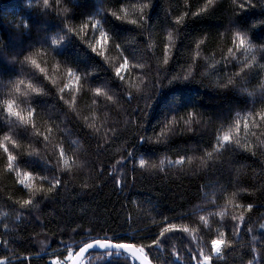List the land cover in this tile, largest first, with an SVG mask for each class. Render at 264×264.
Returning <instances> with one entry per match:
<instances>
[{"label": "trees", "instance_id": "obj_1", "mask_svg": "<svg viewBox=\"0 0 264 264\" xmlns=\"http://www.w3.org/2000/svg\"><path fill=\"white\" fill-rule=\"evenodd\" d=\"M150 2L153 9H144L142 14V5ZM249 2L253 7H248ZM72 4V20L64 22L60 6L71 8ZM72 4H68L67 0H57V7L53 9L46 7L44 0H0V41L5 42V49L0 50V75H16L0 84V124L11 121L7 133L0 132V141L5 134L12 135L20 145L17 149L10 141L7 142L13 154L39 152L40 156L53 163L58 158L53 146H59L60 141H63L69 161L67 166L63 163L60 165L66 169L60 173L64 186L42 201L39 207H33L30 220L24 217L17 219L20 209L13 202L27 199L28 190H22L16 173L7 170L6 153L0 148V241L9 240L22 257L32 258V264H52V259L57 255L64 260L68 250L77 251V244L84 239L77 233L89 228L92 229L89 239L103 238L105 235L114 238L120 234L133 238V241L151 243L144 241V237L149 229L158 230V226L163 223L160 213H163L176 223L178 231L175 235L168 234L171 239L164 241V248L149 254L154 264H165L171 259H176V264H182L187 259L185 248L208 252L210 240L221 232L227 234L225 238L236 251L230 256L225 254L223 258L213 254V264H240L242 256L246 264L258 252L264 253V241L260 239V233L264 230L259 228V224L264 223V154L259 150L264 142V122L259 120V113L264 108V103H261L264 101V69L257 63L264 54L259 47L264 45V24L261 23L264 21V0H212V4L208 0H119V3L118 0H72ZM240 4H244L243 9L239 8ZM202 9H207V13L196 16ZM114 12L116 16H123L124 22L111 18ZM185 12L189 16L181 20L177 28L171 27ZM105 15L109 16L107 25L103 23ZM142 15L150 19L143 25V35L136 36L132 33L135 26L127 22L133 19L139 21ZM235 18L244 27L242 34L245 39L257 47L247 52L234 49L232 41L235 39V29L231 34L226 29L229 20ZM97 20L101 21L100 25H96ZM81 23H87L89 27L82 28ZM18 26L29 30L21 32ZM181 26L185 27V31H178ZM96 29L109 32L105 53L107 62L89 48L92 33ZM77 32L79 35L74 36ZM113 33L118 37L114 39ZM169 34L171 40L168 39ZM123 35L128 39L118 48L115 45L120 43L119 36ZM51 40H60L61 44H51ZM201 40L204 43L197 49L196 44ZM137 41L140 42L142 53L138 58L140 62L148 61L153 68L161 69L160 82L156 85L158 95L144 113L145 119L140 121L147 131L136 128V117L128 122L124 111L128 104L124 100L114 97L117 103L111 107V101H107L103 94L97 99L94 87L83 80L79 93L66 90V100L71 96L76 97V104L67 115L58 106L52 109V95L35 101L41 106L49 104L48 110L43 113L38 108L36 116L39 131L45 132L49 127L54 129L49 134L48 146L38 142L39 137L31 134L25 137L24 126L14 117L8 116L5 100L16 99L18 110L27 114L30 107L27 101L36 95L34 88H44L45 92L51 88L50 81H42L39 71L30 60L25 61V56L37 60L45 68L48 76L56 82L55 91L68 83V67L73 64L81 70L94 73L92 80L103 88L101 82L112 75L108 65L113 69L119 66L123 62L122 57L127 55L123 49L129 43L135 46ZM166 45H171L168 65L163 64V48ZM230 48L234 49L231 53L228 51ZM12 56H16L22 64L11 62ZM245 62L253 65L250 69L245 68L247 76L240 70ZM164 70L175 76H188L189 79L169 85L164 78ZM146 71L147 65L143 68L130 67L126 79L132 85L143 88L150 82L144 76ZM192 76L196 77L195 80H192ZM229 79L237 85L235 94L238 98L230 94L218 95ZM21 80L23 84L19 83ZM29 82L33 84V89L28 88ZM217 85L221 87L217 88ZM16 87H19V92L15 91ZM112 90L111 86L105 89L109 94ZM131 91L139 95L135 87ZM173 99L182 104L195 103L198 107L189 106L179 113H170L169 107L172 105L167 103ZM229 100L238 103L231 113L232 119L227 122L216 120L212 124L209 118L214 119L217 109ZM254 100L258 102L253 113L255 119L250 120L247 113L252 109ZM137 102L141 107L144 106L143 100L133 101ZM73 112L79 114L75 120ZM49 116L56 117L54 124L50 123ZM189 118L193 121L190 125L186 123ZM237 122L241 129L238 134L241 143H248L255 155L242 151L234 162L229 152L214 150L213 134L215 131L216 135L222 136L231 129L235 139L237 133L234 125ZM245 122L249 125L247 130L244 128ZM82 124L88 125L87 131H94L101 137V143L105 138H111V131L117 134L126 132L127 137L98 156L94 142L79 132V125ZM189 127L196 131H187ZM138 135L151 137L150 143L137 142ZM210 142L212 147H209ZM129 144L133 147L127 148ZM125 149L139 153L135 172L130 171L132 162L122 167L127 161ZM208 152L213 153L211 157L207 155ZM182 156L185 157L184 162L175 163ZM139 159L147 161L143 168L139 165ZM100 168L105 169L103 174ZM17 171L32 169L19 167ZM41 176H47L48 179L42 181ZM130 176L135 177V183L129 181L121 192L120 185L114 183L113 177L125 179ZM34 177L32 183L37 187L49 186L51 176L48 173L37 169ZM229 181L238 187H229ZM42 195H35V201H40ZM248 203L254 204L252 213L247 212ZM122 204L131 212L132 220L129 223H125L126 212ZM240 214L244 215L245 221L251 217L255 229L254 233L244 236L241 225L239 231L243 240L225 227L228 222L236 223L232 218ZM37 215L39 220L35 219ZM201 216L205 219L201 220ZM29 222L35 231L28 234L33 241L30 250L25 251L21 245L27 241H17L15 229ZM4 224L8 225L7 229L3 227ZM42 224L48 226L42 227ZM183 228L189 231H179ZM5 231L9 235H3ZM254 234L257 236L252 244L255 252L248 247ZM197 245L200 247L197 248ZM173 246L175 253L172 252ZM6 251L0 246V252ZM176 254L179 258H176ZM84 264L136 262L124 254L113 253L108 256L107 253H92Z\"/></svg>", "mask_w": 264, "mask_h": 264}, {"label": "snow or ice", "instance_id": "obj_2", "mask_svg": "<svg viewBox=\"0 0 264 264\" xmlns=\"http://www.w3.org/2000/svg\"><path fill=\"white\" fill-rule=\"evenodd\" d=\"M68 4H72V0H67ZM119 3V0H118ZM209 4H212V0H208ZM44 5L48 8H53L55 9L57 7V0H44ZM248 7L251 8L253 5L249 2ZM240 9L244 8V4L239 5ZM144 9H153V4L150 2L148 4H144L141 7V12L143 14ZM218 10L214 9L213 13ZM60 11L64 13L62 18L64 19V22L66 21H71V13L73 12V4L72 7L69 8L66 5H61L60 6ZM202 13H207V9H202L201 13H196V16L201 15ZM46 15L48 13H45ZM92 15V14H91ZM88 15L87 17L91 16ZM189 16L188 12H185L182 17H179L174 24H171V27L177 28L178 25H180L181 20H185ZM109 16L105 15V18L103 20V23L107 25V18ZM111 18L115 17L116 20H119L121 22H124V17L123 16H116V13H112L110 16ZM150 17L147 15H142L141 20L133 19L131 21H128L127 23H130L131 25L135 26L133 28V32L136 36H142L143 35V25L144 23H147L149 21ZM101 21L97 20L96 25H100ZM262 24H264V21H261ZM82 28H87L89 25L87 23H81ZM19 30L21 32L28 31L29 28H25L24 26H18ZM244 27L241 26L240 22L238 21L237 18L235 19H230L229 20V27L226 29L230 34L232 31L235 29V39L232 41L234 45V49L242 52H247L248 50L252 49L253 47H257L256 45H253L251 41H248L245 39V35L242 34V30ZM71 31V29H69ZM178 31L183 32L185 31V27L181 26ZM99 32V37L98 39L95 40V43L90 44L89 48L93 53H95L97 56H99L103 61L107 62V56L105 55L106 53V45L108 42L109 38V32L107 31H100ZM79 32L75 33L74 36H78ZM67 36V34H66ZM118 36L113 33V38H117ZM120 37V43H117L115 46L116 47H121V44H124L126 40L128 39L127 37L119 36ZM168 39L171 40L172 36L169 34ZM146 43V42H145ZM204 42L201 40L199 43L196 44L197 49L203 44ZM51 44H57L60 45L61 41L60 40H51ZM140 42L137 41L135 46H132L130 43L127 47L123 49L127 53V55H124L122 57L123 62L119 65L116 66L114 69L112 68L111 65H108V69L111 71V78L110 79H105L103 82V88L98 86L96 82L92 80V77L94 76V73L89 72V71H84L79 69L77 66L73 64V66L68 67L67 71V76H68V83L64 84L63 87H59L58 91H55V86L56 82L55 80H52L50 76H48L46 70L44 67L41 66L40 63L37 62L35 59H31L29 56H25L24 59L25 61L30 60L31 64L35 66V68L39 71L41 74L40 79L50 81L51 88L49 92H45L44 88L37 87L34 88V92L36 95L29 99L27 103H29L30 107L29 110L27 111V114H24L22 111L18 110L17 108V100L16 99H7L4 101L6 111L8 116L14 117L17 121L20 122L24 126V133L25 137H27L28 134H31L35 137H39L38 142H42L45 144V146H48L50 144V139H49V134L54 130L53 127H49L47 131L41 132L38 130V126L36 124V116H37V109L39 108L41 113L44 111L48 110L47 106H41L38 103H35L37 98L41 97H47L49 95H52L54 99L51 102V107L52 109H55L57 106L61 109L63 114L67 115L69 109H72L73 106L76 104V97L71 96L70 99L66 100L65 99V93L66 90L68 91H75L79 93L82 90L81 84L82 80L84 83H90L92 87H94V91L96 93L97 99H99L100 95L103 94L106 97L107 101H111L112 105L111 107H115L117 101L114 99V97H118L126 104H128V107L124 109L125 114L128 116L129 120L128 122H132V117L137 118L136 122V128L139 131H147V128L144 127L140 121H143L145 119L144 113L147 112V109L149 105L151 104L153 98H155L158 95V90L156 88L157 83L160 82V77H161V69L159 68H153L148 61H144L143 63L140 62L138 58L142 56V53L140 51L139 47ZM264 52V45L259 46ZM5 49V42L0 41V50ZM234 49L230 48L228 51L231 53ZM55 51V49H54ZM170 53H171V45H166L163 48V64L168 65L169 64V58H170ZM131 57V59H130ZM149 58H151V54H149ZM11 62L13 63H21L20 61L17 60L16 56L11 57ZM135 61L136 63H133ZM260 61H264V54L261 55ZM258 61L257 63L260 64V67L264 69V63H260ZM147 65V71L144 73L145 77H148L150 79V82L145 84L143 88H141L138 85H132L130 81L126 79V72L130 67H145ZM253 65L247 64V62L243 63L240 66L241 73H243L245 76L248 75V72H245V68H252ZM222 70V68H221ZM165 76L164 78L167 80V83L169 85H174L177 81L179 80H188V76H175L172 75L170 71L164 70ZM78 73H82L78 74ZM198 74V73H197ZM258 75L260 73H257ZM16 76V75H15ZM5 77L3 75H0V84H4L6 80H11L13 77ZM195 76H192V80H195ZM20 84H23L24 81L21 80L19 81ZM113 83H115V86H113ZM7 87V84L4 85ZM28 88L33 89V84L31 82L28 83ZM112 87V92L109 94L108 91H105L106 88ZM135 87L137 93L139 95H134L131 89ZM220 85H217V88H220ZM236 88L237 85L229 79L227 83L223 84V91L218 93L220 96L224 95H231L232 97H236ZM16 92H19L20 89L19 87L15 88ZM27 95V93H25ZM144 101V106L141 107L140 104L133 103V101ZM247 101H245V104ZM256 103L257 101H253V107L251 110L248 111V119L254 120V115L253 113L256 111ZM261 103H264V101H261ZM35 105L34 107L31 105ZM238 103L235 102L234 100H229L228 103H222L221 107L217 109L216 111V116L215 118H209L210 122L212 124H215L216 120H220L222 122H227L232 119L231 113L235 109L236 105ZM167 105H172V107H169V112L171 113L172 111H176L179 113L181 110L188 108L189 106H192L193 108L198 107L197 104L195 103H179L175 99L168 101ZM123 107V105H121ZM73 119L75 120L76 117L79 115L78 113L73 112ZM195 115V113H193ZM203 115V114H201ZM56 117L49 116V121L50 123L54 124ZM175 119V117H173ZM259 120L261 122H264V108L261 109L259 113ZM193 121L191 118L186 121L189 125ZM11 124V121H8L7 123L0 124V132H5L9 130V125ZM223 126V123L221 124V127ZM235 131L237 133V138H233V135L231 134V129H229L228 132H225L222 136L216 135L215 131L213 134V140L215 141V151L216 152H229L233 158L234 162L235 158L240 155L242 151L245 152H251L253 155L255 153L252 151V148L249 147L248 143H241V140L239 139L238 134L240 133V124L237 122L235 125ZM75 127V125H74ZM249 127L248 123L245 122L244 128L247 130ZM260 125L257 124V128H259ZM88 125L82 124L79 125V132L83 133V135L89 140L94 142L95 144V149H96V154L102 155L104 152L108 150L113 144L116 142L120 141L122 138L126 139L127 133L126 132H120L117 134L115 131H111V138L107 139L105 138L103 140V143H101V137H98L94 131H87ZM179 131V130H178ZM187 131L190 132H195L196 130L189 127ZM163 135V133H161ZM252 135H255V133H252ZM8 141L11 142V144L15 148H19L20 145L17 142V140H14L12 135L5 134L3 136V140L0 141V148H3L4 153H6V167L7 170L12 173L15 172L16 176L18 178V183L20 186H22L23 189L28 190V198L27 199H22L13 202V205H19V214L17 216V219H20L21 217H24L26 219H31L33 217V212L32 208L33 207H39V204L46 200L49 199L50 195L60 189L61 187L64 186L63 184V178L60 175V173L65 172L66 169L61 168L60 165L63 163V165L67 166L69 161L66 159V150L64 147V142L60 141L59 146H53L54 150L58 153V158L55 160V163H53L52 160L50 159H45L44 157L39 155V152L37 153H17L13 154V151L9 149ZM136 141L139 143H144L148 144L151 141V137L147 136H141L138 135L136 137ZM133 145L129 144L127 145V148H132ZM209 147H212V143H209ZM255 147V146H254ZM260 152L264 154V142L261 143L260 146ZM212 152H208L207 155L209 157L212 156ZM137 155H139L138 152L134 151H127L125 149L124 156L127 157V161L122 164V167H127L128 162H132L133 167L130 169L131 172H135V161L137 158ZM242 158V157H241ZM185 160V157L182 156L178 161L175 163H180L182 164ZM119 163V162H118ZM147 161L145 159H139V165L141 168L145 166ZM19 167H26V168H31L32 171H17ZM39 169L41 171H44L48 173L51 176V179L48 180L49 186L45 188L43 185L40 187H37L32 181L34 180V172ZM99 171L103 174L105 169L100 168ZM48 179L47 176H41V180H46ZM113 181L115 184L120 185L121 192H123V189L128 186L129 181H131L132 184L135 183V177L130 176L125 179H116L113 177ZM229 187H238V185L233 184L231 181L228 182ZM84 187H88L85 185ZM42 193L43 195L41 196L40 201H35V195ZM233 195H236L233 193ZM130 200V198H129ZM122 208H124L126 215H125V223H129L132 220V215L131 212L127 209L125 205H121ZM239 207L243 208L245 207L244 205H239ZM247 212L252 213L254 204L253 203H248L246 205ZM160 215L163 217V223L158 226V230H152L149 229L147 231V235L144 237V241H151V243H146L142 242L140 240H135L133 241V238L128 237L126 235H120L116 234L114 238H109L107 235H105L103 238L99 237H91L92 229L89 228L87 230H81L80 232L77 233V235H81L84 237L83 242L77 244V249L78 251H72L68 250L66 254V259L61 260L60 256L57 255L55 260L52 262V264H84V257L86 253H89V250H94L96 248L99 249H104L108 250L107 255L112 256L113 251L116 250V254L118 255L121 251L126 252L130 254L131 258H133L136 261H139V264H152V260L149 258V254L153 251H159L160 249L164 248L165 244L164 241L171 239V236L168 234L175 235L177 230V225L175 222L172 220H169L167 216H164L163 213H160ZM36 220H39L40 217L37 215L35 216ZM201 220H204L205 217L201 216ZM233 220L236 221V223H231L228 222L225 224V227L228 228L230 232L233 233L234 236L239 237L241 240H243V236L240 235V227L243 225L244 228V236L248 235L249 233H254L255 229L253 226L252 218L249 217L247 221H245V217L243 214H240L238 216H234L232 218ZM42 227H47L48 225L42 224ZM3 227L5 229L8 228L7 224H4ZM79 227V225H78ZM259 228L264 230V223L259 224ZM31 231H35V229L32 227L31 223L29 222L27 225L24 226H17L15 229L16 233V239L17 241L19 240H26L27 243L24 245H21L25 251L30 250L31 243L33 241V238L28 235ZM74 232L76 231L75 229L73 230ZM181 232H188V228H183L179 229ZM21 232L24 233L23 236H21ZM3 235H9L8 231H5ZM38 235V233H37ZM226 233L221 232L218 234L217 237L212 238L210 240L209 244V251L208 252H203V251H193L192 249L185 248V252L187 254V259L182 261V264H213V254L217 258H223L225 254L231 255L232 252L236 251V249L232 248L231 243L225 238ZM260 239L264 241V232L260 233ZM257 240V236L254 234L252 236V241L249 242L248 247L252 248L253 242ZM133 241V242H129ZM0 246L4 247L7 249L6 252H0V264H32V258L29 257H22L19 252L17 251V248L15 246H11L9 240H2L0 241ZM200 246L197 245V248ZM147 249V250H146ZM226 249L228 250L226 253ZM252 251L255 252V248H252ZM172 252L175 253V247L173 246ZM38 255V254H37ZM176 258H179L178 254H176ZM262 261H264V253H257L252 257V259H249L246 261V264H262ZM165 264H176V259H171L170 261H166ZM240 264H245L243 256L240 259Z\"/></svg>", "mask_w": 264, "mask_h": 264}, {"label": "water", "instance_id": "obj_3", "mask_svg": "<svg viewBox=\"0 0 264 264\" xmlns=\"http://www.w3.org/2000/svg\"><path fill=\"white\" fill-rule=\"evenodd\" d=\"M77 251H78V250H77ZM107 251H108V250L99 249V248H96V249H94V250H89V253H86V254H85L84 262L86 261V259H87L92 253H107ZM112 251H113V253H116V250H112ZM119 254H124V255L129 256V257L131 258L130 254H128V253H126V252L121 251ZM131 259L134 260L133 258H131ZM134 261L136 262V264H139V261H136V260H134ZM69 264H70V262H69ZM152 264H154V263L152 262Z\"/></svg>", "mask_w": 264, "mask_h": 264}, {"label": "rangeland", "instance_id": "obj_4", "mask_svg": "<svg viewBox=\"0 0 264 264\" xmlns=\"http://www.w3.org/2000/svg\"><path fill=\"white\" fill-rule=\"evenodd\" d=\"M98 37H99V32H98V30L96 29V30H94L93 33H92L91 44L95 43V40L98 39ZM127 74H128V73L126 72V78H128ZM214 255H215V254H214ZM54 260H55V258L52 259V262H53Z\"/></svg>", "mask_w": 264, "mask_h": 264}]
</instances>
